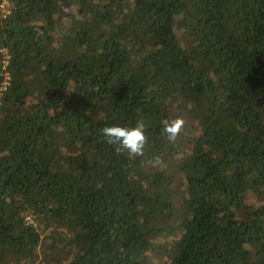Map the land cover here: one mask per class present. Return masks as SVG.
<instances>
[{
    "label": "trees",
    "instance_id": "1",
    "mask_svg": "<svg viewBox=\"0 0 264 264\" xmlns=\"http://www.w3.org/2000/svg\"><path fill=\"white\" fill-rule=\"evenodd\" d=\"M6 58L0 264H264V0H0Z\"/></svg>",
    "mask_w": 264,
    "mask_h": 264
},
{
    "label": "clouds",
    "instance_id": "2",
    "mask_svg": "<svg viewBox=\"0 0 264 264\" xmlns=\"http://www.w3.org/2000/svg\"><path fill=\"white\" fill-rule=\"evenodd\" d=\"M183 124L184 121L180 118L162 121V134L173 142L180 134ZM100 132L105 141L113 146L117 156L124 153L132 158L144 155L147 137L143 121L138 122L134 127L120 125L103 127Z\"/></svg>",
    "mask_w": 264,
    "mask_h": 264
},
{
    "label": "built area",
    "instance_id": "3",
    "mask_svg": "<svg viewBox=\"0 0 264 264\" xmlns=\"http://www.w3.org/2000/svg\"><path fill=\"white\" fill-rule=\"evenodd\" d=\"M5 4L3 5V8H4ZM7 66H8V58H6V60H5V66H4V70H5V81H4V83H3V85H2V87L0 89V105H1V98H2L3 92L9 86L10 76H9V73H8V70H7Z\"/></svg>",
    "mask_w": 264,
    "mask_h": 264
},
{
    "label": "rangeland",
    "instance_id": "4",
    "mask_svg": "<svg viewBox=\"0 0 264 264\" xmlns=\"http://www.w3.org/2000/svg\"><path fill=\"white\" fill-rule=\"evenodd\" d=\"M4 9L6 10L7 9V3L5 4L4 6ZM152 260L156 263H159L160 261L156 259V256H154V258H152Z\"/></svg>",
    "mask_w": 264,
    "mask_h": 264
}]
</instances>
